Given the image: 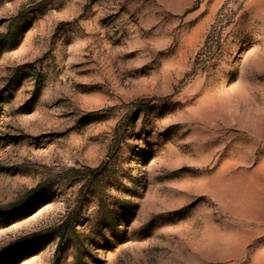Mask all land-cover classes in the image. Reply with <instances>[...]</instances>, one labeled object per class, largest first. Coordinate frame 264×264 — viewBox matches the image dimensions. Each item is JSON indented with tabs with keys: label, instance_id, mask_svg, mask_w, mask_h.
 I'll list each match as a JSON object with an SVG mask.
<instances>
[{
	"label": "rangeland",
	"instance_id": "374dc122",
	"mask_svg": "<svg viewBox=\"0 0 264 264\" xmlns=\"http://www.w3.org/2000/svg\"><path fill=\"white\" fill-rule=\"evenodd\" d=\"M0 264H264V0H0Z\"/></svg>",
	"mask_w": 264,
	"mask_h": 264
},
{
	"label": "trees",
	"instance_id": "16d2710c",
	"mask_svg": "<svg viewBox=\"0 0 264 264\" xmlns=\"http://www.w3.org/2000/svg\"><path fill=\"white\" fill-rule=\"evenodd\" d=\"M2 101V98L0 97V102Z\"/></svg>",
	"mask_w": 264,
	"mask_h": 264
}]
</instances>
